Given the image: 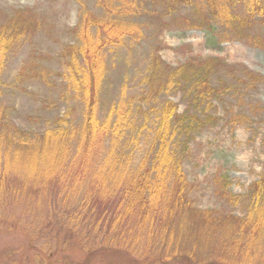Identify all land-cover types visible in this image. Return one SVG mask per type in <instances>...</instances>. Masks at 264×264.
I'll list each match as a JSON object with an SVG mask.
<instances>
[{"label":"trees","instance_id":"obj_1","mask_svg":"<svg viewBox=\"0 0 264 264\" xmlns=\"http://www.w3.org/2000/svg\"><path fill=\"white\" fill-rule=\"evenodd\" d=\"M99 1L101 15L82 5L76 41L61 55L67 62L61 96L75 93L82 102L79 124L74 125L70 108L33 142L16 126L7 130L0 112V232L22 230L30 247L22 252L33 258L25 263L29 258L24 260L23 254L19 262L14 258L17 249H11L1 263L258 264L251 254L264 247V174L251 185L243 218L220 216L192 205L182 164L189 142L218 122L216 100L223 101V96L211 78L226 65L223 59H191L173 68L157 46L143 78L148 90L133 101L122 97L113 102L104 116L100 104L106 92V51H131L151 39L168 26L165 17L180 5L192 7L186 18L189 27L215 37L217 24L242 38L255 24H264V0H150L156 10L148 14L143 5L148 7L149 0ZM35 19L32 12L18 11L0 29V67L4 49L10 50L34 27ZM253 77L250 87L264 82V76ZM177 92L187 103L184 112L176 101L163 97ZM149 129L150 148L136 164L133 149L127 152L120 145L126 135L138 140ZM13 210L18 211L17 220ZM178 213L182 226L186 221L202 229L236 224L234 231L223 233L226 254L215 260L180 247ZM231 255L236 259H223Z\"/></svg>","mask_w":264,"mask_h":264},{"label":"rangeland","instance_id":"obj_2","mask_svg":"<svg viewBox=\"0 0 264 264\" xmlns=\"http://www.w3.org/2000/svg\"><path fill=\"white\" fill-rule=\"evenodd\" d=\"M83 4L88 11L103 14L99 0H0V29L18 11L32 12L37 18L35 26L10 50L5 48L3 52L0 112L7 120V130L16 126L29 133L28 139L37 142L56 117H61L70 108L74 125L83 119L84 106L74 96L75 93L68 94L65 99L61 96L65 93L63 74L67 68L66 59H62L61 55L67 46L76 41L75 30ZM143 6L147 8H143L146 14L156 10L154 5H150V0L148 7L145 3ZM185 6H178L167 15L164 21L168 26L131 51L114 49L109 55L106 51V73L102 83L106 92L102 93L100 114L104 116L106 109L122 97L124 102L133 101L140 97L141 91L148 90L143 78L147 73V60L157 46L162 60L173 68L191 59L222 58L226 65L215 73L218 76L211 78L213 86L218 87L223 96V101L216 100L218 122L200 131L189 142L182 164L190 184L189 197L195 208L212 210L220 216L243 218L247 212L251 185L264 174V82L248 86L253 76H264V24H255L242 38L213 24L216 34L213 37L204 29L188 26L186 18L192 13V7ZM150 23L153 26L157 24L153 18ZM152 28L149 25V37ZM224 36V42L216 43ZM231 36L235 38L228 39ZM163 97L176 101L179 112L185 111L187 103L180 92ZM131 125L135 126L133 121ZM150 132L149 129L146 137L140 136L134 141L126 135L120 145L127 152L133 149L131 159L136 164L150 148ZM127 157L123 156L124 159ZM17 213V210L12 212L15 220L18 219ZM176 218L178 242L184 250L203 252L208 258L215 257V260L226 254L223 233L234 231L236 224L202 229L187 221L184 226L179 224L180 213ZM19 222L14 223L22 225ZM5 230L0 232V263L9 254L5 252L11 249H17L14 258L23 262L20 261L24 254L22 250L29 239L20 229H11L19 230L16 232ZM27 249H30L29 245ZM251 255L258 264H264V247ZM25 256L28 255L24 254V260ZM28 258L25 263H32V256ZM223 259L230 261L236 258L231 255Z\"/></svg>","mask_w":264,"mask_h":264}]
</instances>
